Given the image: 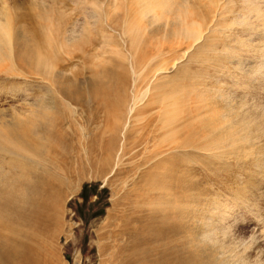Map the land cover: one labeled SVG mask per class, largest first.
Segmentation results:
<instances>
[{
	"label": "rangeland",
	"instance_id": "obj_1",
	"mask_svg": "<svg viewBox=\"0 0 264 264\" xmlns=\"http://www.w3.org/2000/svg\"><path fill=\"white\" fill-rule=\"evenodd\" d=\"M7 22L0 129L49 123L37 117L48 106L61 140L82 150L94 139L111 160L62 199L48 239L56 264H121L127 232L166 202L181 227L167 235L175 249H196L201 264H264V0H0ZM174 153L168 200L141 175Z\"/></svg>",
	"mask_w": 264,
	"mask_h": 264
},
{
	"label": "bare ground",
	"instance_id": "obj_2",
	"mask_svg": "<svg viewBox=\"0 0 264 264\" xmlns=\"http://www.w3.org/2000/svg\"><path fill=\"white\" fill-rule=\"evenodd\" d=\"M8 27H10L8 22L0 23V44L4 43L3 48L6 46V42L8 44V38L11 37ZM0 49L2 48L0 47ZM92 86L97 91L101 90L94 83ZM71 92L68 94L74 99H84L85 97L83 91L74 90ZM196 97L194 96V98ZM113 100L115 103L114 98ZM102 101L106 104L112 103L107 95L102 96ZM150 102L149 105L153 103V101ZM116 104L122 105L124 100L120 97ZM101 105H103L102 102ZM195 111L196 108L188 112L190 118L195 116ZM37 117L41 120H45L47 117L52 118L49 123L40 121L41 123L35 127L29 123H22L15 129L7 127L0 129V142L7 148L8 151L6 149L5 151L11 154L8 158L1 159L0 162V217L2 219L0 264H56L58 258H55V252H53V247L50 246L48 239H53L52 237L60 230L59 210L62 199L73 192L75 183L83 179L88 171L92 169L101 171L111 162L108 154L103 156L104 149L98 147L93 142L94 139L92 142L86 143L82 150H78L71 142L61 140V133L53 131V113L50 112L48 106L41 107ZM30 119L32 120L28 122L34 124L35 117H30ZM62 121L63 119H59L60 123H63ZM35 133L37 136L34 138L32 135ZM42 135L46 137L43 142ZM53 137L57 138V143H53ZM109 147L113 149L111 144ZM184 147L185 142L173 145L170 149L178 151ZM172 156L175 159L164 157L155 161L141 175L144 181H150L153 185L159 183L164 185L168 190L165 199L168 200L176 198V191H179V188L178 190L176 188L177 180L174 179L171 170L178 155L174 153ZM164 170L165 179L162 180L159 174ZM139 193L142 194L141 192L137 194ZM156 198L160 199L161 196L158 195ZM168 203L166 202L167 206L163 210L148 208L149 213L144 228L140 231L135 228L132 232H127L131 239L127 247L128 252L121 264H147L148 257H152L150 260L152 264H201L197 259L196 249L194 250L196 253L192 250L185 254L180 251V248L184 247L181 246L179 250L175 249L172 245L173 241L171 242L167 237L171 231L173 233L170 234L175 237L174 231L181 228L178 226L180 224L171 223V214L174 212ZM126 229L127 225L123 228L124 234H127ZM165 236L170 241L166 244L164 241V245H160L161 247L157 246L159 239L167 240ZM181 244H183L182 240ZM155 251H158L157 255H155ZM170 258L175 260L170 261ZM54 259L56 260L54 261Z\"/></svg>",
	"mask_w": 264,
	"mask_h": 264
},
{
	"label": "trees",
	"instance_id": "obj_3",
	"mask_svg": "<svg viewBox=\"0 0 264 264\" xmlns=\"http://www.w3.org/2000/svg\"><path fill=\"white\" fill-rule=\"evenodd\" d=\"M86 193H87V186L84 185L83 188H82V191H81V197L87 198V194ZM103 212H104V208L100 209L97 214L103 213Z\"/></svg>",
	"mask_w": 264,
	"mask_h": 264
}]
</instances>
